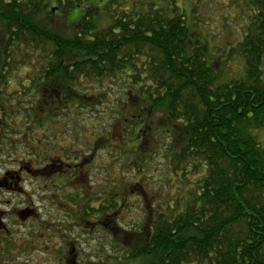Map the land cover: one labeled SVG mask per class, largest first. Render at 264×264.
<instances>
[{"label": "trees", "instance_id": "1", "mask_svg": "<svg viewBox=\"0 0 264 264\" xmlns=\"http://www.w3.org/2000/svg\"><path fill=\"white\" fill-rule=\"evenodd\" d=\"M248 1V33L233 51L243 74L220 83L174 2L168 10L130 0L90 6L66 39L43 23L54 13L44 0H0L1 138L23 132L29 141L30 125L47 129L60 113L110 105L102 102L112 96L108 89L89 96L81 88L115 81L125 91L112 102L117 122L94 149L115 150L140 175L153 151L149 132L159 129L151 119L164 117L169 174L191 187L190 197L165 201L136 231L114 223L117 264H264V143L257 136L264 130V0ZM56 3L67 15L71 4ZM121 187L114 178L99 185L97 207L82 189L69 190L66 200L77 220L102 225L123 210Z\"/></svg>", "mask_w": 264, "mask_h": 264}, {"label": "rangeland", "instance_id": "2", "mask_svg": "<svg viewBox=\"0 0 264 264\" xmlns=\"http://www.w3.org/2000/svg\"><path fill=\"white\" fill-rule=\"evenodd\" d=\"M44 1L49 9L54 10V13L50 18L52 20L47 21L45 19L43 23L48 25L50 30L58 32L64 35V38L69 39L68 37L72 35L71 25L78 22L87 8L93 6L103 9L109 0H61L62 6L67 3L71 4L67 15L58 13L56 0ZM136 1H145L154 4L158 9L166 10L174 2L185 17L190 34L199 40L209 66L213 65L216 68L215 72L220 83L235 78L239 79L242 76L244 61L242 56L234 52L248 33L252 14V7L248 0H130L129 6ZM262 71L264 80V58ZM107 83L106 87L98 86L97 88L94 85H84L81 90L91 96L103 95V91L108 89L112 96L110 98L106 96L102 102L107 101L111 103L110 105L104 104L96 108H79L78 112L72 109L71 116H68V118L64 113H60L62 117L47 129L30 125L32 131L30 137H28L29 141L21 137L23 134L21 132L17 134L15 144L10 145L12 151H14L12 157L13 159L16 158L18 163L28 165L25 161L28 158H33L35 168H41L50 163L47 159L56 156L60 157L61 162L67 163L62 165L61 176L55 177L58 173H53L54 179L48 178L51 181L46 179L43 182H31L27 185V191L40 209H44L48 203H56L57 200L64 203V230L71 235L72 239L78 240V247L81 250L79 257L81 264H86L89 261L102 264L105 259L108 260V264H117L115 257H120L122 254L118 252V248L115 249L116 244L110 235L114 223H117L120 228L131 226L130 228L136 231L138 229L137 225L142 224L147 219V215L154 213V210L159 209L160 205L165 208L167 205L172 204L174 198L179 195L182 204H184L186 199L190 197L191 187L182 183L180 185L179 180L169 174V162L165 158L168 134L164 133L166 124L164 117H160L161 113L155 114L151 119V124L155 126V129H159L149 132L147 137L148 140L152 141L153 151L147 155L146 174L137 175L132 169H128V164L125 162L128 158L120 159L115 150L97 151L94 149L99 135L105 136L102 134L103 130L111 128L117 122L113 115L115 106L112 102H117L125 92L119 85H115V81L109 80ZM124 87L126 90V86ZM114 88L116 90H112ZM15 89H19L17 84L13 86L9 93L12 94ZM20 107L24 109V106ZM28 124H30V121H28ZM155 134L157 138H153ZM257 136L264 143V130ZM118 141L113 143L117 144ZM128 144L132 145L130 142ZM115 158H118L120 162H115ZM122 165L124 170L118 171L117 166L122 168ZM142 165L144 168L145 164ZM58 178L64 182L63 185ZM113 178L119 180L120 187L122 185L124 195H120L117 202L122 204L123 210L119 211L118 214L116 212V217L112 221H105L104 224L97 225L100 221L96 219V225L84 226L83 222L77 220L75 212L71 210L73 205L66 200L69 196L68 191L78 189L80 191L82 189L83 194L86 191L87 194L93 197L92 206L97 207L99 200L95 201L94 196L101 191L97 187L103 185L105 189V185ZM115 181L117 182V180ZM52 185L55 186L56 190ZM58 185L63 187H56ZM65 186H70V188L65 189ZM180 187L182 188L178 191L177 188ZM46 188H49V191L44 195L43 192ZM18 198L20 199V197ZM117 218L120 219L117 220ZM92 220L93 218L89 221ZM76 222L79 226L75 224ZM54 224L56 231L60 226L56 225V220ZM44 234H47V232ZM120 242L122 241L117 238L116 243L121 245ZM37 259L39 261H36ZM25 260H30L32 264H59L56 258L44 254L43 249L39 252L33 251L32 257ZM25 260L18 259L17 263L24 264Z\"/></svg>", "mask_w": 264, "mask_h": 264}, {"label": "flooded vegetation", "instance_id": "3", "mask_svg": "<svg viewBox=\"0 0 264 264\" xmlns=\"http://www.w3.org/2000/svg\"><path fill=\"white\" fill-rule=\"evenodd\" d=\"M14 144L15 139L0 137V264H18V259L31 258L33 251L39 252L41 249L44 254L56 258L59 264H81L78 240L72 239L64 230V203L57 200L40 209L27 191V185L31 182L51 181L48 178L54 179L53 173H58L55 177L61 176L64 163L59 156L50 158V163L41 168H35L31 159L25 161L28 165L18 163L12 157L14 151L11 146ZM58 180L64 184L61 179ZM48 191L49 188H46L44 195ZM55 220L56 225L60 226L56 231ZM83 224L94 226L95 218ZM24 264L32 262L25 260ZM86 264L95 263L89 261Z\"/></svg>", "mask_w": 264, "mask_h": 264}]
</instances>
